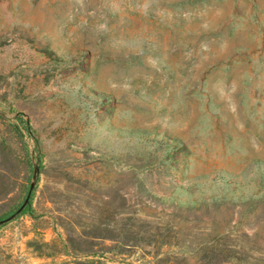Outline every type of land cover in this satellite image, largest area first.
I'll list each match as a JSON object with an SVG mask.
<instances>
[{"label":"rangeland","instance_id":"374dc122","mask_svg":"<svg viewBox=\"0 0 264 264\" xmlns=\"http://www.w3.org/2000/svg\"><path fill=\"white\" fill-rule=\"evenodd\" d=\"M0 264H264V0H0Z\"/></svg>","mask_w":264,"mask_h":264},{"label":"trees","instance_id":"16d2710c","mask_svg":"<svg viewBox=\"0 0 264 264\" xmlns=\"http://www.w3.org/2000/svg\"><path fill=\"white\" fill-rule=\"evenodd\" d=\"M110 236V235H109ZM80 237H82V238H84V239H86V240H88V239H90L91 240V238H94V237H96V236H94V235H89V234H84V233H81L80 234ZM102 237V236H101ZM102 238H110V237H102ZM74 237H69V238H67V242H69V244H73V249L76 251V252H83V249H80V247H79V245H77V246H74ZM63 246H64V252H69L68 250H66V245L65 244H63ZM90 254H94V252L93 253H90ZM93 262V261H92Z\"/></svg>","mask_w":264,"mask_h":264}]
</instances>
